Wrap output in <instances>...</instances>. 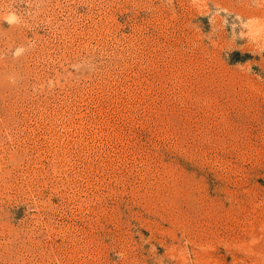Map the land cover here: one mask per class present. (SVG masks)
Returning <instances> with one entry per match:
<instances>
[{"label": "rangeland", "instance_id": "obj_1", "mask_svg": "<svg viewBox=\"0 0 264 264\" xmlns=\"http://www.w3.org/2000/svg\"><path fill=\"white\" fill-rule=\"evenodd\" d=\"M0 264H264V0H0Z\"/></svg>", "mask_w": 264, "mask_h": 264}]
</instances>
